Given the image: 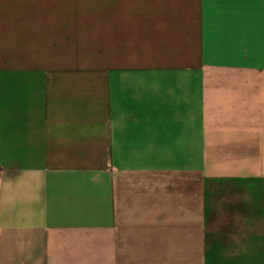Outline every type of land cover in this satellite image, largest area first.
I'll return each mask as SVG.
<instances>
[{
    "label": "crops",
    "instance_id": "obj_1",
    "mask_svg": "<svg viewBox=\"0 0 264 264\" xmlns=\"http://www.w3.org/2000/svg\"><path fill=\"white\" fill-rule=\"evenodd\" d=\"M0 264H264V0H0Z\"/></svg>",
    "mask_w": 264,
    "mask_h": 264
}]
</instances>
